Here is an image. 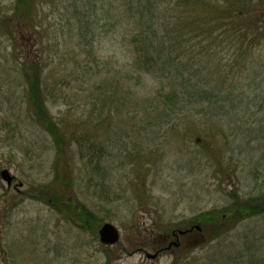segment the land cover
<instances>
[{"label": "rangeland", "instance_id": "rangeland-1", "mask_svg": "<svg viewBox=\"0 0 264 264\" xmlns=\"http://www.w3.org/2000/svg\"><path fill=\"white\" fill-rule=\"evenodd\" d=\"M35 3L34 31L13 18L16 0H0V23L11 21L0 26V172L8 170L17 186L8 190L0 179V264H248L249 253L264 247V216L212 243L194 235L166 249L196 216L227 208L233 188L243 198L264 192V36L240 53L229 44L217 49L220 72L236 78L246 98L217 135L224 178L196 143L195 130L183 140L165 138L166 130L153 127L154 115H134L141 88L132 82L121 91L110 81L124 60L117 33L80 21L88 11L76 7L78 0ZM88 8L99 12L94 4ZM33 63L45 68L50 114L105 148L104 177L79 164L77 145L70 149L73 193L67 199L71 209L85 207L98 219L96 234L30 197L55 188L56 176L52 140L28 107L23 68ZM149 82L146 92L155 90ZM116 91L122 96L112 95ZM141 120L149 130L134 134ZM106 223L120 231L113 247L99 241Z\"/></svg>", "mask_w": 264, "mask_h": 264}, {"label": "trees", "instance_id": "trees-1", "mask_svg": "<svg viewBox=\"0 0 264 264\" xmlns=\"http://www.w3.org/2000/svg\"><path fill=\"white\" fill-rule=\"evenodd\" d=\"M78 1L76 7L80 10L87 7L88 11V15H80V21L81 17L85 18L96 27L102 23L100 25L111 32L109 35L117 33L119 37L124 60L110 81L117 83L121 91V86L129 89L132 82L141 88L136 95L134 115H154L153 127L158 131L166 130L163 131L165 138L170 135L183 140L191 135L192 129L195 130L199 138L196 143L225 178L228 173L221 171L223 160H219L217 135L225 133L224 129L230 126L238 106L243 105L246 98L238 93L236 78L230 80L227 75L224 77L225 71L220 72L217 49L229 44L240 53L264 36V0ZM91 4L99 7V12L90 10ZM35 10V0H16L13 18L23 28L32 27L35 31ZM10 22V19L3 20L0 26L5 29ZM91 33L95 36L97 32ZM44 72L41 63L25 64L23 68L29 111L37 125L50 136L56 151L55 188H41L30 197L47 203L59 213L70 215L73 222L81 221L83 230L96 234L98 219L85 207L74 205L71 209L67 199L68 194L72 196L73 193L70 149L77 145L79 164L99 175L105 171L106 151L89 136L61 126L50 114V92ZM95 74L101 76V71ZM94 79L100 80L99 77ZM149 80L155 90L146 92ZM117 94L120 95L117 91L112 95ZM140 122V126L132 129L134 134L137 131L142 135L149 130L150 123L145 126L143 120ZM227 196L230 199L227 208L203 212L191 221V228L185 230L187 240L196 233L189 232L196 225L201 226L204 240L212 243L229 235L242 223L264 216V192L243 198L238 189L233 188ZM248 257V264H264V247L249 253Z\"/></svg>", "mask_w": 264, "mask_h": 264}, {"label": "water", "instance_id": "water-1", "mask_svg": "<svg viewBox=\"0 0 264 264\" xmlns=\"http://www.w3.org/2000/svg\"><path fill=\"white\" fill-rule=\"evenodd\" d=\"M0 177L1 179L7 183V185L10 187L13 178L10 175L8 170H3L0 173ZM197 230L200 232L201 228L200 226H197ZM181 235H184L185 233L181 232ZM99 239L101 244L105 245V246H113L116 245L119 241H120V232L119 230L113 226L110 223H106L104 224L100 231H99ZM172 246H178V242L173 243L172 245L169 246V248H171ZM157 257V254L155 255H149L150 259H155Z\"/></svg>", "mask_w": 264, "mask_h": 264}, {"label": "flooded vegetation", "instance_id": "flooded-vegetation-1", "mask_svg": "<svg viewBox=\"0 0 264 264\" xmlns=\"http://www.w3.org/2000/svg\"><path fill=\"white\" fill-rule=\"evenodd\" d=\"M11 188H9V190H10ZM13 189H14V187H13Z\"/></svg>", "mask_w": 264, "mask_h": 264}]
</instances>
